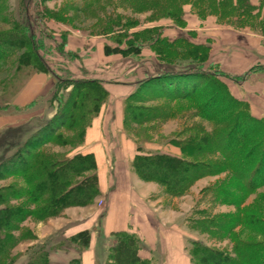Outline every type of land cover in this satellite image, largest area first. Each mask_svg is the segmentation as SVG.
Segmentation results:
<instances>
[{
  "label": "rangeland",
  "instance_id": "rangeland-1",
  "mask_svg": "<svg viewBox=\"0 0 264 264\" xmlns=\"http://www.w3.org/2000/svg\"><path fill=\"white\" fill-rule=\"evenodd\" d=\"M262 24L264 0H0V264H28L41 251L47 264H82L87 251L94 264H116L121 238L102 233L105 200L87 196L95 169L91 157L80 159L86 127L103 109L110 118L109 88L125 93L122 120L106 141L132 144L127 164L139 192L159 223L182 232L188 263L202 264L191 255L197 247L236 260L243 243L258 254L264 186L248 190L215 138L240 117L264 127ZM34 54L50 73L36 67ZM190 63L217 77H163ZM35 74L50 75L44 84L52 90L32 107H14V95ZM148 78L159 82L140 86ZM59 84L65 88L52 99ZM192 131L210 145L197 158L181 152ZM147 155L212 168L170 195L180 175H167L166 188L134 171L137 157ZM142 247L141 261H162Z\"/></svg>",
  "mask_w": 264,
  "mask_h": 264
},
{
  "label": "trees",
  "instance_id": "trees-1",
  "mask_svg": "<svg viewBox=\"0 0 264 264\" xmlns=\"http://www.w3.org/2000/svg\"><path fill=\"white\" fill-rule=\"evenodd\" d=\"M207 9H209V7ZM242 13L245 12L242 11ZM242 13L241 16H243ZM236 14L237 13H235V15ZM262 26H264V24H262ZM34 62L36 67L39 69L43 68L45 71L50 73V70L45 67L46 65H44L45 62L38 57V54L35 55ZM179 69L181 71L166 73L163 77H180L182 80L184 79V81L189 77L193 79L197 76L203 79L217 77L205 72L202 67H198L195 63H190L188 67L183 66L178 68V70ZM151 80L152 79L150 78L144 79L140 81L139 84L144 87L145 85H152L155 84L154 82H159L154 80L152 81L153 83L149 82ZM75 83L77 82H73V84ZM63 85L64 84H59L58 88L55 87L52 99H58L60 95L59 92L65 88ZM187 88L188 87L185 89ZM33 105L34 102L29 104L27 108L32 107ZM229 124L230 125L226 127V130L220 132L219 136L215 138L216 145L219 146L217 153L222 156L226 166L230 169L229 171L232 172L233 175H239V177L246 182L245 186H247L248 190H251L252 192L258 187L264 186V127H262L261 122L246 117H240L239 120L229 122ZM186 137L187 139H184L185 142L184 146L181 148V152L187 154L189 157L197 158L200 154L204 153L203 148H206L209 145V141L206 142L205 135L202 136L194 131L189 132ZM235 149H237L236 152ZM88 157H91V163H93V167L95 169V177L94 185L87 187V190H89L87 196L93 198L99 195L97 169L94 158L90 154H84L80 157V159H88ZM45 167L47 170H51L50 173L55 168L54 165H52V162L47 164ZM132 167L141 180L157 182L166 188L167 186L164 184L165 182L163 179L166 178L167 175H170V173H173L176 176L180 175L181 178L177 179L178 190L175 192L168 190L170 195H177L180 191L184 192L187 190L190 186V181L193 179L208 175L212 165L209 166L208 164L202 162L191 163L183 159L166 155H147L137 157ZM65 169L66 168L63 170ZM67 171L68 169H66V172ZM155 174H157V178L153 177ZM52 176L53 177H51V179L54 178L55 173ZM199 224L200 223L197 225ZM221 229L223 231L229 230L228 227H226V229ZM116 236L121 238L116 251V264H151L148 260L141 261L137 256V244H139V239L136 236H131V234L128 233H119L116 234ZM239 247L242 251L235 250L234 255L237 256L236 260L230 253L224 251L216 252L204 247H197L196 251H193L191 255H194L197 261L202 264H208L207 259L213 260L215 263L218 260L222 261L221 263L217 262V264H264V245H262V247L260 245L254 246V249L258 253H255L256 255L254 256L248 251V249L252 251L251 247L248 248V246H245L243 243H239ZM2 253H4L3 249H0V254ZM126 253L128 255H125ZM28 264H47L46 255L42 251L33 254L28 261Z\"/></svg>",
  "mask_w": 264,
  "mask_h": 264
},
{
  "label": "crops",
  "instance_id": "crops-1",
  "mask_svg": "<svg viewBox=\"0 0 264 264\" xmlns=\"http://www.w3.org/2000/svg\"><path fill=\"white\" fill-rule=\"evenodd\" d=\"M49 76L47 78L45 74L33 75L14 95L12 102L14 107L24 108L33 102L34 104L42 102L48 91L52 90L47 87L49 83L44 84L49 81ZM108 92L112 101V106L108 107L112 110L110 118L105 119L103 109L97 118H93L84 134L85 154H90L94 158L99 197L105 200L104 216L100 226L102 233L107 236L119 233L136 235L143 244L141 251L149 253V257L152 255L151 258L162 257V261L157 264H189L182 248V232L178 228H165L159 223L157 215L145 203L143 194L139 192L141 190L139 179L130 172L127 164L128 158H131L134 152L132 144L124 138L118 139L115 143L106 141V136L110 135L122 120L120 98L125 93L119 88H109ZM107 165L115 169L110 176ZM81 260L82 264H94L89 251L82 254Z\"/></svg>",
  "mask_w": 264,
  "mask_h": 264
},
{
  "label": "water",
  "instance_id": "water-1",
  "mask_svg": "<svg viewBox=\"0 0 264 264\" xmlns=\"http://www.w3.org/2000/svg\"><path fill=\"white\" fill-rule=\"evenodd\" d=\"M176 71H181V70L179 69V70H174V71H171V72H176Z\"/></svg>",
  "mask_w": 264,
  "mask_h": 264
}]
</instances>
